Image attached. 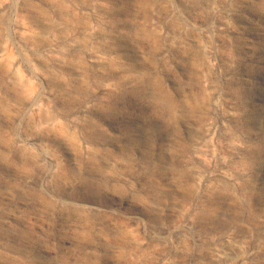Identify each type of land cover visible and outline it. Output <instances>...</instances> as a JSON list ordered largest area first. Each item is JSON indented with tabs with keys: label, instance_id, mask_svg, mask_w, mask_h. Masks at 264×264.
Listing matches in <instances>:
<instances>
[{
	"label": "rangeland",
	"instance_id": "obj_1",
	"mask_svg": "<svg viewBox=\"0 0 264 264\" xmlns=\"http://www.w3.org/2000/svg\"><path fill=\"white\" fill-rule=\"evenodd\" d=\"M55 19L60 68L13 25ZM0 42V264H264V0H0Z\"/></svg>",
	"mask_w": 264,
	"mask_h": 264
},
{
	"label": "bare ground",
	"instance_id": "obj_2",
	"mask_svg": "<svg viewBox=\"0 0 264 264\" xmlns=\"http://www.w3.org/2000/svg\"><path fill=\"white\" fill-rule=\"evenodd\" d=\"M2 4V2H1ZM85 10H90V8H84ZM13 25L18 29L19 38L24 43L28 44L29 46H34L35 41L42 39L44 40V46L42 47V50L46 52L47 56H50L53 58L54 67L60 68L63 63L64 59L62 58L63 54L66 51L72 50L75 47V42L71 39H65V38H57L56 36H53V31H60L62 29V23L59 19H55L50 24V29L48 30H42V29H34L29 27L24 21L18 20L13 22ZM89 34H94V28L90 27L88 29ZM53 47H55V50H53ZM87 59L89 62H99L101 59V56L98 52H91L86 51ZM22 62L25 64V66L33 73H37V68L34 66V63L28 59L25 56H22ZM3 61L6 66L14 73H17V70L13 67V60L6 55V43L0 42V62ZM73 76L75 78H81V72L78 68H74L73 70ZM109 84L104 83L102 85V90H107L109 88ZM31 104V103H30ZM37 119H36V125L39 128H45L50 125H54L56 123V118L53 117L50 112L45 107H38L37 108ZM209 132L210 129L206 128L205 134L201 137V139L197 142L195 145V148L205 147L208 143L209 138ZM44 153L46 154V157L48 159H51L48 155L49 151L47 148L42 147ZM236 248H240V244L236 245ZM221 254L216 255L215 257L217 259L221 258Z\"/></svg>",
	"mask_w": 264,
	"mask_h": 264
}]
</instances>
